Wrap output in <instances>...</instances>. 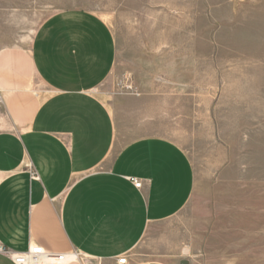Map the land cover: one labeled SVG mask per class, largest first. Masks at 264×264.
Wrapping results in <instances>:
<instances>
[{
    "label": "crops",
    "instance_id": "1",
    "mask_svg": "<svg viewBox=\"0 0 264 264\" xmlns=\"http://www.w3.org/2000/svg\"><path fill=\"white\" fill-rule=\"evenodd\" d=\"M117 56L110 24L82 9L51 16L30 47L0 49V246L11 253L39 244L76 252L70 264H192L208 239L182 217L196 185L187 152L119 133L97 91ZM0 264L15 263L0 252Z\"/></svg>",
    "mask_w": 264,
    "mask_h": 264
},
{
    "label": "rangeland",
    "instance_id": "2",
    "mask_svg": "<svg viewBox=\"0 0 264 264\" xmlns=\"http://www.w3.org/2000/svg\"><path fill=\"white\" fill-rule=\"evenodd\" d=\"M73 9L115 33L116 65L97 91L119 133L169 138L194 164L182 217L208 239L192 264H264V0H0V49L30 47Z\"/></svg>",
    "mask_w": 264,
    "mask_h": 264
},
{
    "label": "built area",
    "instance_id": "3",
    "mask_svg": "<svg viewBox=\"0 0 264 264\" xmlns=\"http://www.w3.org/2000/svg\"><path fill=\"white\" fill-rule=\"evenodd\" d=\"M3 98L0 93V107ZM131 181L136 187L142 186V181L138 178H131ZM0 252L8 254L15 264H70L73 259H77L76 252H51L39 244H32L26 251L23 252H10L5 246H0ZM127 258L120 259V264H126Z\"/></svg>",
    "mask_w": 264,
    "mask_h": 264
},
{
    "label": "water",
    "instance_id": "4",
    "mask_svg": "<svg viewBox=\"0 0 264 264\" xmlns=\"http://www.w3.org/2000/svg\"><path fill=\"white\" fill-rule=\"evenodd\" d=\"M182 264H188V262L187 261H183Z\"/></svg>",
    "mask_w": 264,
    "mask_h": 264
}]
</instances>
